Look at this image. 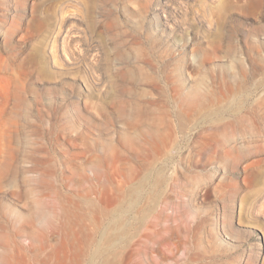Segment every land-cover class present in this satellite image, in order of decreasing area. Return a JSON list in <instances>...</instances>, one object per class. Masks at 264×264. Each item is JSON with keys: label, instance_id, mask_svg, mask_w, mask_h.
Masks as SVG:
<instances>
[{"label": "rangeland", "instance_id": "obj_1", "mask_svg": "<svg viewBox=\"0 0 264 264\" xmlns=\"http://www.w3.org/2000/svg\"><path fill=\"white\" fill-rule=\"evenodd\" d=\"M0 264H264V0H0Z\"/></svg>", "mask_w": 264, "mask_h": 264}, {"label": "bare ground", "instance_id": "obj_2", "mask_svg": "<svg viewBox=\"0 0 264 264\" xmlns=\"http://www.w3.org/2000/svg\"><path fill=\"white\" fill-rule=\"evenodd\" d=\"M131 195H132L133 200L131 199L132 201H131V204H130V207H129L130 212L134 211V209L138 205L137 204L138 203V196H137L138 195V191L136 189H133L131 191ZM119 222H121L120 219H117L116 222H115V224L118 226L119 225ZM118 231L119 232L121 231V229L119 228V226H118Z\"/></svg>", "mask_w": 264, "mask_h": 264}]
</instances>
